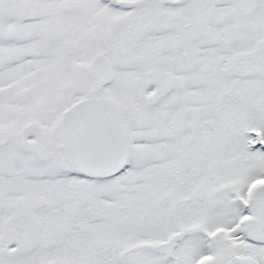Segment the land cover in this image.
I'll use <instances>...</instances> for the list:
<instances>
[{"label":"snow or ice","instance_id":"obj_1","mask_svg":"<svg viewBox=\"0 0 264 264\" xmlns=\"http://www.w3.org/2000/svg\"><path fill=\"white\" fill-rule=\"evenodd\" d=\"M0 264H264V0H0Z\"/></svg>","mask_w":264,"mask_h":264}]
</instances>
